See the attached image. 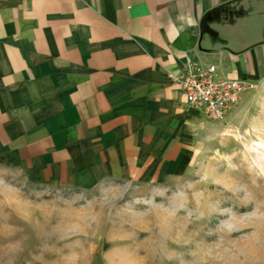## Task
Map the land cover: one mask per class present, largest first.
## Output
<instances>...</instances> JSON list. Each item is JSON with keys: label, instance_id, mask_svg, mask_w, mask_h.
<instances>
[{"label": "crops", "instance_id": "1", "mask_svg": "<svg viewBox=\"0 0 264 264\" xmlns=\"http://www.w3.org/2000/svg\"><path fill=\"white\" fill-rule=\"evenodd\" d=\"M264 80V0H0V166L86 191L178 175L207 128L169 75Z\"/></svg>", "mask_w": 264, "mask_h": 264}, {"label": "rangeland", "instance_id": "2", "mask_svg": "<svg viewBox=\"0 0 264 264\" xmlns=\"http://www.w3.org/2000/svg\"><path fill=\"white\" fill-rule=\"evenodd\" d=\"M0 264H264V80L155 184L80 191L0 166Z\"/></svg>", "mask_w": 264, "mask_h": 264}, {"label": "built area", "instance_id": "3", "mask_svg": "<svg viewBox=\"0 0 264 264\" xmlns=\"http://www.w3.org/2000/svg\"><path fill=\"white\" fill-rule=\"evenodd\" d=\"M169 77L181 90L186 105L202 112L211 122L224 120L242 97L256 87L251 81L223 78L215 65L192 61Z\"/></svg>", "mask_w": 264, "mask_h": 264}]
</instances>
